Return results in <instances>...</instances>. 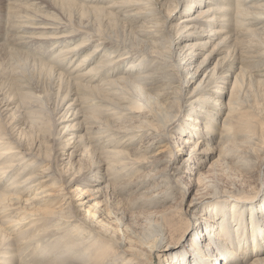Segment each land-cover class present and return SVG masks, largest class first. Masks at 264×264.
Returning <instances> with one entry per match:
<instances>
[{"label": "bare ground", "instance_id": "obj_1", "mask_svg": "<svg viewBox=\"0 0 264 264\" xmlns=\"http://www.w3.org/2000/svg\"><path fill=\"white\" fill-rule=\"evenodd\" d=\"M109 2L0 0V264H264V0ZM64 19L88 22L98 37ZM60 59L78 63L76 83ZM61 110L69 138L55 149L33 144L29 124L47 130ZM175 130L187 134L181 143ZM54 150L68 155L66 172L53 166ZM164 153V177L175 181L168 189L184 177L200 185L189 206L206 205L212 185L200 168L209 157V167L226 164L242 184L259 174V189L217 194V218L202 213L172 228L162 213L155 229L139 230L118 204L149 180L157 189L159 176L126 177ZM162 192L136 200L165 202Z\"/></svg>", "mask_w": 264, "mask_h": 264}, {"label": "rangeland", "instance_id": "obj_2", "mask_svg": "<svg viewBox=\"0 0 264 264\" xmlns=\"http://www.w3.org/2000/svg\"><path fill=\"white\" fill-rule=\"evenodd\" d=\"M75 1L80 2L82 4H83V2H85L86 5H92L93 4V5H97V6L101 5V6H104V7L108 6V5H110L112 3V2H109L111 0H108V1L107 0L106 1L105 0L104 1H102V0H98V1L97 0H75ZM113 1H115V0H113ZM163 1H165L167 3L166 6H169V4L171 5V3H172V0H163ZM250 3H248V4H250ZM198 7L199 6H197V5L194 6L190 13L196 12ZM181 19H182V17H181L180 12L176 13L174 22L178 23V21H180ZM148 20H146V23H147ZM123 21H125V20L123 19ZM64 22H65L64 24L67 26V28H69V29L72 28L71 30H74V31L76 30V32H78V33H86V32L90 33L91 32L90 34L93 35V38L98 37L97 33L92 32L89 29V27H87L89 25L88 22L85 23V25L84 24L83 25H77L76 23H73V22H71L69 20H68V22H66L65 19H64ZM140 25H141V23H137L135 25V27H137V29L139 27H140V29L143 28ZM144 26H145V28H147V24L144 25ZM103 36H105V35H103ZM185 41H187V39ZM199 59H202V57H200ZM76 61H78V60H76ZM61 63L64 64V67L63 66H62V68L59 67V69L65 70V71H60V72L63 73L66 78L68 77L69 80L73 79L75 77V76L73 77V74L75 75V74H78L80 72L79 68L76 66V64L78 65L77 62H75L71 66H69L68 62H65V61H62V60H61ZM67 67L70 68L69 73H68V70L65 69ZM138 67H140V66H138ZM82 68H80V70L82 69L81 71H83L85 69H88L89 65L85 64ZM125 69H126V67H125ZM70 73L72 74V76L70 75ZM203 75H204V73L196 75V78H194V81H197V80L201 79L203 77ZM191 81H193V79ZM70 82L76 83L75 80H70ZM231 82H232V80H230V82L226 84L227 91L231 89ZM191 83H194V82H191ZM195 84H196V82L192 85V87ZM228 93L229 92H227V96H226L227 98L224 97L225 101H227V99L229 98V94ZM59 101H61V100L57 99V105L58 106L60 105ZM175 106H176L175 109H179L180 108L179 107L180 105L176 104ZM77 108H79V106ZM80 110L82 112L83 109H80ZM62 111H64V110H61V112L59 113L57 119H55L54 121L50 120V122H49L50 124H47V130L42 128L43 124L41 123V121L33 122V123L29 124V125H31V127L29 128L28 132H29V135L32 136L31 142H34L33 144L38 143V141H43L44 140L46 144H48V142H50L51 144H54L53 149H55L56 147H58V145L60 143L64 142V140L66 141V139L69 138L70 135H66L65 136L63 134V131H64V128H65L64 126L69 124V122L71 120H69L67 122H65V121L61 122L62 114L64 113ZM190 113L191 112H190L189 108L183 110L181 112V115H180L178 121L175 124H177L179 127L180 126L181 127L184 126L186 123H188V118L190 117ZM34 124H35V126H34ZM131 124L132 123H128V125H131ZM98 125H101V124L98 123ZM173 132H175L174 133L175 134V142H177V143H181L183 137H185L187 135L186 133H183V132H177L176 133V130L173 131ZM198 137H199V135H196L195 139H197ZM47 139H49L50 141L47 140ZM117 140H119V139H117ZM145 141L146 140L144 139L142 142H145ZM122 142H123V140H120L119 143H122ZM138 143H140V142H138ZM124 144H128V142H126ZM192 145L194 146V143L191 144V147H192ZM130 146H131V148L134 147L132 145H130ZM130 146H126V148L130 147ZM219 148H220V146H219ZM56 150L58 151L59 149H56ZM53 153L54 154H52L51 162L54 163L53 166L55 168L58 167L60 169H63V171H65V172L68 169H70L71 162L68 161V155H61V156H58V158H57L55 150H54ZM186 154H188V151H186L183 154V157L181 159H183L186 156ZM164 155H165V153L162 154V155H159V156H161L160 161L157 162V164H155V165L147 166V164L145 163L143 165V167L145 169L143 167H141V166H136L137 170L135 172H130L129 173L130 175L126 177L128 179L131 176H133V175L135 176L136 174L142 172V170L148 171V169H149V172L151 174H155V176H159V178H158L159 182L156 180V182H158V184H159V185L156 186L157 189H155L152 186L153 185L152 180H149L147 182V184H145L141 190H138L135 193H133L132 195H130L129 199L126 200L125 198L128 197V196H126V195L123 196V200H124L123 202H125V203L122 202L120 205L118 204V208L121 207L120 210L121 211L124 210L126 216L128 217L127 222L131 223L132 225L137 227L139 230L142 229L143 227L144 228L147 227L148 229L149 228L155 229L156 227H153L152 225L154 224L155 220H158V222L162 221V219H161V217L163 215L162 213H165L163 215L165 220L168 221L170 224L171 223L173 224V225L172 224L170 225L172 228L174 226L181 227L182 225H186V223H188V222H194V220L196 219V216L197 215H201L202 213H206L205 216H207V217L210 215L211 218H212V216L214 218H217L218 214H216V212H214V210H212V207L216 204L215 199H216V195L217 194H225V193L226 194H240L242 192L246 193V192L251 191V190L257 191L259 189V184H260L259 183V174L256 176V178L251 179V181L249 180V181L245 182L244 184H242L243 180L240 181L238 178L235 179L237 174H234V171L230 170V168L226 164L224 166V163L221 162V164L219 163V165L216 166L215 169L209 167L210 161L212 160V158L209 157V158L206 159L205 164L200 168V171H202L203 174L206 177L205 179H207L205 181V183H204V186L207 185L208 183H211V185H212L211 188L207 187V191L209 190L208 192H203L205 194L207 193V198H205L206 205L204 206L202 204V202H199L198 204L194 203V204H192V206H189V204L191 202V199L196 194V191L200 190V185L195 183L196 185L194 184V187H193V185L190 186L191 183L189 182L188 178L184 177L183 181H182L183 183H178L179 186H177V189L174 190L176 192H174L172 189L171 190L168 189L167 185L170 187V186H172L174 184V183L172 184V182H175V181L170 179V178H168V177H166V176L164 177L166 164H167V161H166V158L164 157ZM216 155H217V153L215 154V156ZM33 158H36V157H33ZM221 158H223V156ZM262 169L263 170H262L261 173H262V176H263V174H264V165H263ZM185 175H187V173H185ZM195 176L196 175H192L193 178ZM162 178H163V180H162ZM188 183H189V187H190L189 189L190 190H189L188 194L185 195V197H186L185 201H183L182 200V194H181L182 185L183 184L186 185ZM77 186H78V188L82 187V185L77 184L76 186L73 187V189H71V195H73V197H77V195H78L77 194V190H78ZM165 189L169 190V192H166V193L162 192ZM177 190H179V191H177ZM156 192H162L160 195L165 197V199H167V200L165 202H160V203L157 204L154 200L157 199L158 201H160L159 199L160 198L162 199V197H160L159 195L154 196V198L152 197V199H154L153 201H151L152 199H144L143 201H142V199L141 200H136L138 195H140V194H143V196H147V197L149 196L150 197L153 193H156ZM198 196H200V195H197L196 197H198ZM133 200L134 201L136 200L138 204H132ZM140 202H142V203H140ZM203 207L206 210L202 212V208ZM185 210L187 211V213L184 212ZM151 212L154 213V217H152V215L150 216ZM143 213H145V214L149 213V216H147V214L143 216ZM147 219H149V221ZM153 219H154V221H153ZM247 219H248V217H247ZM144 220H147V221H144ZM249 229H250V225H249ZM249 238H251V236ZM228 243L230 245H233L234 243L238 244V239L236 237H234V240L232 242L228 241ZM245 258L248 259V261H252L251 254H249L248 257L246 255Z\"/></svg>", "mask_w": 264, "mask_h": 264}]
</instances>
